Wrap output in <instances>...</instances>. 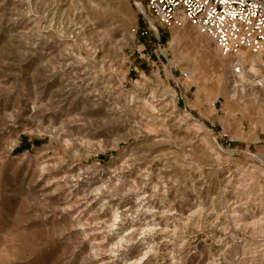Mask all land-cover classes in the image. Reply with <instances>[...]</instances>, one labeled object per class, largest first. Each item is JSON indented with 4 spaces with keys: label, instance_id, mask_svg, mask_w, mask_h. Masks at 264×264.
<instances>
[{
    "label": "rangeland",
    "instance_id": "374dc122",
    "mask_svg": "<svg viewBox=\"0 0 264 264\" xmlns=\"http://www.w3.org/2000/svg\"><path fill=\"white\" fill-rule=\"evenodd\" d=\"M262 79L143 0H0V264H264Z\"/></svg>",
    "mask_w": 264,
    "mask_h": 264
},
{
    "label": "built area",
    "instance_id": "2783aa9c",
    "mask_svg": "<svg viewBox=\"0 0 264 264\" xmlns=\"http://www.w3.org/2000/svg\"><path fill=\"white\" fill-rule=\"evenodd\" d=\"M145 8L159 25L182 29L186 25L206 36L223 56L247 51L264 52V0H143ZM150 21V19L148 20ZM133 34H138L135 29ZM147 30L140 32L141 36ZM246 72L234 63L232 73ZM184 79L187 71L180 72Z\"/></svg>",
    "mask_w": 264,
    "mask_h": 264
},
{
    "label": "bare ground",
    "instance_id": "6f19581e",
    "mask_svg": "<svg viewBox=\"0 0 264 264\" xmlns=\"http://www.w3.org/2000/svg\"><path fill=\"white\" fill-rule=\"evenodd\" d=\"M149 22H151V21H149ZM152 25V24H151ZM153 28V27H152ZM261 54V53H260ZM239 56V55H238ZM239 63V64H241L242 65V63H241V61L240 60H236V61H234L233 62V64H232V66H231V74H232V76L233 77H235V78H238V77H240V76H243L244 75V73L242 72L241 74H239L238 76H235L233 73H232V68L234 67V63ZM243 66V65H242ZM264 79H262V81H263ZM262 81H260V83L262 82ZM259 83V82H258Z\"/></svg>",
    "mask_w": 264,
    "mask_h": 264
},
{
    "label": "crops",
    "instance_id": "0c3cea01",
    "mask_svg": "<svg viewBox=\"0 0 264 264\" xmlns=\"http://www.w3.org/2000/svg\"><path fill=\"white\" fill-rule=\"evenodd\" d=\"M256 60V59H255Z\"/></svg>",
    "mask_w": 264,
    "mask_h": 264
}]
</instances>
